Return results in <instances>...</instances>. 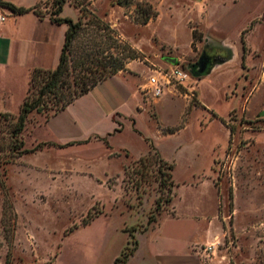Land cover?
<instances>
[{
	"label": "rangeland",
	"instance_id": "1",
	"mask_svg": "<svg viewBox=\"0 0 264 264\" xmlns=\"http://www.w3.org/2000/svg\"><path fill=\"white\" fill-rule=\"evenodd\" d=\"M66 1L60 15L82 25L60 91L122 62L135 124L114 117L124 125L112 141L119 156L97 147L18 155L9 131L26 85L22 75L0 73L9 91L0 95L8 111L0 115V264H113L132 246L131 233L137 249L122 264H172V255L187 257L177 264H264V0ZM42 7L51 10L52 0ZM204 54L209 72L194 76L190 65ZM173 65L188 72L183 82L147 93L148 77ZM46 99L26 119V148L32 124L53 112V95ZM151 145L173 164L175 185L159 225L142 232L155 199L167 195L154 165L135 188L129 166L153 156Z\"/></svg>",
	"mask_w": 264,
	"mask_h": 264
},
{
	"label": "crops",
	"instance_id": "2",
	"mask_svg": "<svg viewBox=\"0 0 264 264\" xmlns=\"http://www.w3.org/2000/svg\"><path fill=\"white\" fill-rule=\"evenodd\" d=\"M8 1L30 10L15 14L7 8L0 7V11L6 13L5 15L0 12L4 15V20L0 22V73L22 75L27 92L33 69L52 70L57 66L67 25L52 22L49 17L51 10L48 11V7H42L43 11L39 10V5L51 0ZM127 71L121 70L102 79L87 92L77 96L65 108L50 114L42 122H34L29 132L30 147L38 143L47 144L37 151L47 148L97 147L101 149L99 153L103 157L119 156L117 151L122 149L116 150L112 141L114 136L122 131L124 125L118 123L114 117L120 114L123 119H129L133 125L135 124L130 111L129 102L133 93L128 86ZM140 87L142 83L137 85L138 92ZM0 95L9 98V91L0 89ZM4 112L8 111L0 110V113ZM28 164L32 166L31 163ZM158 225L157 219L143 232ZM183 258L172 255L169 260L172 264L182 261L188 263L187 257Z\"/></svg>",
	"mask_w": 264,
	"mask_h": 264
},
{
	"label": "trees",
	"instance_id": "3",
	"mask_svg": "<svg viewBox=\"0 0 264 264\" xmlns=\"http://www.w3.org/2000/svg\"><path fill=\"white\" fill-rule=\"evenodd\" d=\"M66 0H52V6L50 11V20L57 24H66L67 30L65 32V39L61 49V54L59 57V62L57 66L52 70L45 69H33L30 74L29 80V88L25 98L23 99L19 113L16 117V120L10 126V135L12 140L14 141L12 149L14 152H17L18 155L33 153L45 146L47 143H38L30 148L24 147V140L22 139L21 133L24 130L26 119L28 115L32 112L41 113L43 108L47 107L48 100L46 99L49 94L53 95V101L51 102L50 107L53 108V113L65 108L67 104L72 102L77 96L82 93L87 92L92 86L97 84L102 79L115 74L119 70L123 68L122 62L113 61L110 65L103 64L100 65V70L87 71V77H84L81 81L78 89H74L70 91L72 85L70 83L67 84V89L69 90L68 94H63L60 89L64 88L66 85V79L68 77L69 71V54L71 52L72 44L78 32L81 29V21L80 17L74 21L69 17H62L60 13L62 12L63 5ZM0 7H4L9 9L12 13L21 14L30 10L29 8H25L22 6H17L10 1L0 0ZM34 11L38 13V10L34 8ZM148 17L142 19L143 23H146ZM38 73L42 75L41 84L39 85V89L36 93H32V85L36 81V77ZM49 114V115H50ZM0 115H7V112L0 113ZM47 115L46 118L49 116ZM139 132L137 129H135ZM61 146V145H59ZM151 151H153V156L151 154L146 156H141L139 159L133 161L129 167H131L132 172L136 176V190L139 188V183H148V175L152 174L154 170H151L152 166H155V171L159 176L158 179V187L159 191L164 190L167 192L166 198L162 199L161 196H158L155 199L154 209L150 212L148 216L147 225L141 230L145 231L148 226L157 221V216L161 213L162 209H164L165 204L170 203L172 200V190L174 188L172 170L173 164L164 160L158 150L151 145ZM126 169V168H125ZM150 177V176H149ZM98 214H89L87 220H85L84 224L88 223L93 217ZM132 240V246L128 245L124 247L120 256L114 259L113 264H122L125 263L129 257V255L133 254L137 249V241L133 237V234H130Z\"/></svg>",
	"mask_w": 264,
	"mask_h": 264
},
{
	"label": "built area",
	"instance_id": "4",
	"mask_svg": "<svg viewBox=\"0 0 264 264\" xmlns=\"http://www.w3.org/2000/svg\"><path fill=\"white\" fill-rule=\"evenodd\" d=\"M4 20V15L0 14V22ZM157 75L151 74L147 79L145 90L153 96L161 95L164 92V87L171 84L172 81L182 83L187 77L186 72L181 66L173 65L168 71L157 70Z\"/></svg>",
	"mask_w": 264,
	"mask_h": 264
},
{
	"label": "water",
	"instance_id": "5",
	"mask_svg": "<svg viewBox=\"0 0 264 264\" xmlns=\"http://www.w3.org/2000/svg\"><path fill=\"white\" fill-rule=\"evenodd\" d=\"M169 61L174 64L176 62V59L170 58ZM209 63V57L204 54L196 62L190 65V72L197 77L207 74L210 69Z\"/></svg>",
	"mask_w": 264,
	"mask_h": 264
},
{
	"label": "flooded vegetation",
	"instance_id": "6",
	"mask_svg": "<svg viewBox=\"0 0 264 264\" xmlns=\"http://www.w3.org/2000/svg\"><path fill=\"white\" fill-rule=\"evenodd\" d=\"M196 62V61H195ZM211 62V61H210ZM211 63H209V67H210Z\"/></svg>",
	"mask_w": 264,
	"mask_h": 264
}]
</instances>
